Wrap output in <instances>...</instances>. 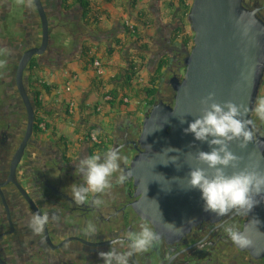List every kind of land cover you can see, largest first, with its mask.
<instances>
[{
	"label": "flooded vegetation",
	"instance_id": "af4514ba",
	"mask_svg": "<svg viewBox=\"0 0 264 264\" xmlns=\"http://www.w3.org/2000/svg\"><path fill=\"white\" fill-rule=\"evenodd\" d=\"M33 1L29 6V0H0V264H103L98 254L108 251L110 241L121 233L138 231L140 223H148L161 243L147 253L135 254L130 264H264V252L237 248L221 227L234 224L242 231L248 215L232 212L204 219L181 235L159 234L148 219L136 212L133 204L140 195H136L137 187L130 176L125 184L116 185L113 180L112 189L96 194L104 201L100 207L91 203L76 205L71 186L83 183L75 173L79 159L119 146L126 157L121 166L127 173L132 157L142 150L134 144L139 127L130 125L125 132L112 133L103 143L90 142L92 148L83 147L72 155L44 136L48 114L38 94L35 97L37 88L27 86L26 71L23 83L34 106V123L19 160L14 161L27 128V109L16 87L15 72L22 54L41 41V22ZM39 1L48 19L49 42L43 55L32 58L46 62L61 56L63 59V47L52 39V32L55 30L64 38L69 33L66 21L75 20L77 9L65 11L58 2L63 0ZM243 2L250 8L264 5V0ZM259 16L264 20V8ZM170 77L168 87L173 91ZM258 96H264V76ZM40 118L42 121L37 124ZM252 120L257 125L256 133L264 137V125L254 114ZM86 133L87 130L83 132L87 141ZM44 212L50 216L56 213L60 219L50 222L36 236L28 227V217ZM89 221L97 228L94 237L82 232Z\"/></svg>",
	"mask_w": 264,
	"mask_h": 264
},
{
	"label": "water",
	"instance_id": "95a60500",
	"mask_svg": "<svg viewBox=\"0 0 264 264\" xmlns=\"http://www.w3.org/2000/svg\"><path fill=\"white\" fill-rule=\"evenodd\" d=\"M33 2L40 17L41 41L39 46L22 54L15 72L16 87L27 109L26 133L15 162L22 154L34 123V106L29 101L23 73L33 56L44 54L49 42L45 9L41 1ZM263 8L264 5L247 7L243 0L191 2L187 21L193 37L191 47L184 51L182 76L173 73L170 77L172 98L167 102L154 101L144 114L134 141L142 150L132 157L126 168L137 187L136 195H140L133 204L136 212L148 219L161 235H181L198 222L215 217L203 210L199 191L186 188L189 167L197 165L185 154L194 156L198 150L209 151L208 145L195 141L183 129L202 114L205 105L201 100L209 92L214 93L217 103L232 101L249 109L253 107L264 76V20L259 16ZM252 116L249 112L247 118L252 119ZM168 148L177 151L163 154ZM230 148L239 157V168L264 172L261 134L256 133L255 141L246 149L239 148L238 142H233ZM172 156L178 157L176 162L165 165ZM226 171L231 173L233 169ZM255 199L258 203L248 213L242 231L252 241L249 249L264 252V196Z\"/></svg>",
	"mask_w": 264,
	"mask_h": 264
},
{
	"label": "crops",
	"instance_id": "0c3cea01",
	"mask_svg": "<svg viewBox=\"0 0 264 264\" xmlns=\"http://www.w3.org/2000/svg\"><path fill=\"white\" fill-rule=\"evenodd\" d=\"M90 1L103 13L98 22L91 19L88 25H84L81 9L73 4L69 10L76 8L77 16L75 20L66 21L69 33L62 38L59 32H52L56 43H61L59 39L63 41L61 46L65 57L47 62L38 59L39 68L35 70L39 101L48 114V129L44 136L63 149L69 148L67 152L72 155L83 147H93L88 138L87 141L84 139L83 132L87 128L97 131L103 143L112 133L121 134L130 125L139 127L150 107V98L132 93L129 99L123 98L127 99L123 104L111 107L109 100H102L101 91L108 93L112 85L106 83L100 92L96 90L92 80L97 75L89 60L98 58L101 61L104 68L101 77L108 81L119 73L123 75L129 58L140 54L143 65L139 72L140 81L133 84L134 89L156 83L155 101L162 98L167 102L172 95L168 79L171 73L178 75L181 72L184 51L191 45V42L185 45L182 40L193 36L184 12V6L192 0ZM48 2L52 4V1ZM125 19L133 22L138 42L125 26ZM83 43L91 46L89 56L84 59ZM164 58L168 59V64L158 70ZM42 85H47L49 91ZM69 100L77 106L73 114L66 109ZM97 104H101L100 111L94 110Z\"/></svg>",
	"mask_w": 264,
	"mask_h": 264
},
{
	"label": "clouds",
	"instance_id": "9594fccd",
	"mask_svg": "<svg viewBox=\"0 0 264 264\" xmlns=\"http://www.w3.org/2000/svg\"><path fill=\"white\" fill-rule=\"evenodd\" d=\"M30 3L31 0L29 6ZM182 71L183 69L180 76ZM201 104L205 105L201 110L202 114L189 122L183 131L186 135L191 134L195 141L206 143L209 151L198 150L194 156L191 153L185 154L189 161H195L197 165L189 167L186 188L199 191L205 212L217 217H224L232 212L248 215L258 203L255 197L264 196V172L255 168H239V157L231 150L230 145L238 142L239 148L246 149L255 141L257 125L247 116L249 112L253 113L256 120L264 125V96H258L251 109L232 101L217 103L212 92L201 100ZM180 122L184 123V120ZM173 151L177 150L168 148L163 154ZM177 159L176 156L168 157L164 164L175 163ZM122 163H126V157L121 154L119 146L109 148L103 154H92L79 159L75 165V173L82 177L83 183L71 186L74 203H91L93 207H100L104 201L96 194H104L112 189L113 180L116 185H123L129 180ZM227 169L233 171L229 173ZM90 197L95 198L90 200ZM59 219L60 216L56 213L51 216L48 212L33 213L28 217V227L34 235L39 236L46 225ZM221 227L237 248L251 247L252 241L236 225L225 223ZM82 232L88 237H94L96 225L89 221ZM160 243L161 238L153 228L148 223H140L138 231L121 233L110 241L108 251L98 255L103 264H130V258L135 254L147 253Z\"/></svg>",
	"mask_w": 264,
	"mask_h": 264
},
{
	"label": "trees",
	"instance_id": "16d2710c",
	"mask_svg": "<svg viewBox=\"0 0 264 264\" xmlns=\"http://www.w3.org/2000/svg\"><path fill=\"white\" fill-rule=\"evenodd\" d=\"M135 1V0H132ZM62 3V7L67 10L68 8H70L73 4H77L80 9H81V20L83 22L84 25H88L89 24V20H94L95 22H98V18L99 16L103 15L102 11L98 10L96 7H94L91 4L90 0H72L69 2V0H63L61 1ZM190 8V5H185L184 6V12L188 13ZM187 15V14H186ZM135 30V28H134ZM133 35H135V31L132 32ZM135 41L138 42L139 39L138 37H136L135 35ZM182 42L187 45L191 42L192 45V36H187L185 38H183ZM190 45V46H191ZM91 46L83 43V45L81 46L82 49V55H83V59L85 57L89 56V48ZM143 48V47H142ZM136 58L134 59V56H132V58H129L128 62H127V66L124 70L123 75H120V73L114 77L113 79L110 80H106L103 77H101L100 75L95 76V78H93V84L96 88L97 91L103 89L105 87V84H111L112 87L109 89L108 91V96H109V105L111 107L115 106L116 104H123V98H130V93H132L133 95H146L147 98H150L148 100V105L150 106L154 101V97L158 91L157 88V84H150L149 85H145V86H141L137 89H134L133 87V79L136 76V74L138 72H140L141 68H142V57L140 54H135ZM90 64H92V59L89 60ZM168 64V59L164 58L162 60V62L160 63L159 69L160 70L162 67H164L165 65ZM37 68H39V65L37 63V59L36 58H31V60L29 61L27 68H26V84L28 87H35V84H37V80H36V73L35 70H37ZM43 88L48 92V86L47 85H42ZM134 90H136L134 92ZM100 92V91H99ZM102 92V96L106 95L107 92ZM38 91H35V97L37 96ZM38 98V97H37ZM37 102V101H36ZM39 103V102H38ZM37 103V104H38ZM41 106V104H39ZM42 119L40 118L37 122V124H39V122H41ZM36 124L37 129H39V126ZM87 133L86 135L88 136V133L91 130H94L92 128H87ZM65 151H67L69 148L65 147L64 148Z\"/></svg>",
	"mask_w": 264,
	"mask_h": 264
},
{
	"label": "built area",
	"instance_id": "2783aa9c",
	"mask_svg": "<svg viewBox=\"0 0 264 264\" xmlns=\"http://www.w3.org/2000/svg\"><path fill=\"white\" fill-rule=\"evenodd\" d=\"M192 2V1H191ZM187 5H191V3H187ZM125 26L128 28V30L132 33L134 31V24L132 21H130L129 19H125ZM136 58V56L134 55V59ZM92 67L93 69L95 70L96 74L97 75H103L104 73V68L102 66V63L101 61L98 59V58H95L93 59L92 61ZM139 72L136 74V76L134 77L132 83L135 84L137 82H139ZM67 90H69V87H66ZM102 100H109V96H108V93L104 96H102ZM124 101H126L127 99H123ZM77 106H76V103L74 101H71L69 100L67 103H66V109H67V112L69 114H73V112L76 110ZM95 111H100L101 110V104H97L95 109ZM40 126L43 127V124H41ZM88 140L91 141L92 143H101L102 139H100L99 137V134L97 133V131L95 130H91L89 133H88V136H87Z\"/></svg>",
	"mask_w": 264,
	"mask_h": 264
},
{
	"label": "rangeland",
	"instance_id": "374dc122",
	"mask_svg": "<svg viewBox=\"0 0 264 264\" xmlns=\"http://www.w3.org/2000/svg\"><path fill=\"white\" fill-rule=\"evenodd\" d=\"M182 69H183V68H182ZM182 69H181V70H182ZM182 73H183V71H182ZM165 85L167 86V84H165Z\"/></svg>",
	"mask_w": 264,
	"mask_h": 264
},
{
	"label": "bare ground",
	"instance_id": "6f19581e",
	"mask_svg": "<svg viewBox=\"0 0 264 264\" xmlns=\"http://www.w3.org/2000/svg\"><path fill=\"white\" fill-rule=\"evenodd\" d=\"M97 75V74H96Z\"/></svg>",
	"mask_w": 264,
	"mask_h": 264
}]
</instances>
